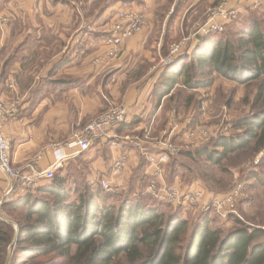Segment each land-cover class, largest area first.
Segmentation results:
<instances>
[{"label":"trees","instance_id":"16d2710c","mask_svg":"<svg viewBox=\"0 0 264 264\" xmlns=\"http://www.w3.org/2000/svg\"><path fill=\"white\" fill-rule=\"evenodd\" d=\"M114 1L132 0H96L94 7ZM183 2L177 0L169 22ZM217 33L200 36L189 52L162 67L153 92L159 102L177 87H208L212 75L201 78L208 74L257 83L259 106L235 121L236 134L215 138L211 148L178 151V156H204L219 166L248 147L255 153L264 149V24L252 17L227 36ZM81 156L74 160L83 165ZM75 161L66 166L74 167ZM71 167L59 168L51 179L0 204V264H264L263 228H250L235 216L230 229L213 225L209 212L217 213L208 208L191 219L177 209L167 213L157 206L168 203L161 198L152 196L158 204L143 202V193H132L130 185L126 193L94 189L73 179ZM140 175L144 182L150 178L143 171ZM259 180L264 184V177ZM10 253L17 254L11 262Z\"/></svg>","mask_w":264,"mask_h":264},{"label":"crops","instance_id":"0c3cea01","mask_svg":"<svg viewBox=\"0 0 264 264\" xmlns=\"http://www.w3.org/2000/svg\"><path fill=\"white\" fill-rule=\"evenodd\" d=\"M223 1L225 7H237L239 16L243 9V14L247 12L248 5L254 7L251 0H198L197 5H203L198 23ZM160 2L114 1L95 8L73 0H0V17L5 19L4 23L0 21L3 97L8 98L5 79L14 76L17 82V112L5 124L11 138L12 166L28 174L47 169L59 153L50 144L66 141L72 128L86 125L115 103L125 104L128 109L117 133L134 125H153L163 118L170 94L158 102L153 88L162 69L158 62L168 43L165 33L177 15L169 22L173 8L161 6ZM121 8L136 10L143 16L144 25L124 41L118 57L110 60L104 52L103 39ZM216 20L222 21L221 16ZM158 30L160 37H153ZM96 57H101L100 63H93ZM112 138L96 139L94 143H100L97 149L82 152L81 157L88 159L95 173L118 184L122 181L116 176L121 173L126 178L138 164L131 153H123L127 156L123 169L111 171L113 160L122 155ZM76 157L64 161L63 167ZM141 171L149 178L148 164ZM4 189L1 183L0 193Z\"/></svg>","mask_w":264,"mask_h":264},{"label":"rangeland","instance_id":"374dc122","mask_svg":"<svg viewBox=\"0 0 264 264\" xmlns=\"http://www.w3.org/2000/svg\"><path fill=\"white\" fill-rule=\"evenodd\" d=\"M81 1V4L85 6L98 5L96 0H86L85 2L84 0H73V3L79 4ZM197 1L198 0H186L185 3L179 7V12L177 11V16L175 15L176 18L172 28L165 33L168 43L166 53L162 56V59L168 56L169 48L172 44L184 42V45L176 56L177 58L179 55H183L187 51L189 52V50L195 46L192 47V45L195 42L197 43L200 35L192 36V34L197 25L201 23H198V21L203 15V5H201V3L197 5ZM176 2L177 0H171L170 3H166L165 0H161L160 3L161 6H170L172 9ZM230 7L237 8L229 6V4L226 8L228 9ZM236 10V16L238 17L235 16V20H233V18V21L229 22V24L227 23V25L225 24L223 30L216 34L218 37L231 34L232 31L236 30L237 27L243 25L247 19L252 17L258 18L264 24V0H259L254 7L248 5L246 9L247 12L243 14L245 10L243 9L241 16L238 15V8ZM160 35L161 32L158 30L154 32L153 37H160ZM38 65L42 66L41 63H38ZM165 65L167 64H163L161 60H159V68ZM9 73L10 72H8V75ZM211 75L212 82L208 87H201L192 91L177 87L174 91V95L166 100L164 107L166 114L157 123L153 125L145 124V126L134 125L130 126V128L127 127L126 130H122L119 133L115 132V137L112 139L118 144L120 153H128V155L131 153L135 162L138 164V168L133 167V170H131L129 174L130 176L128 175L126 178L119 173L116 177H119L118 181L122 182L118 184L112 182L113 191L111 192L126 193L125 191L130 185V187H132V193L137 190L143 193V202L158 204L159 201H156L152 195L146 192L148 181L144 182L138 178L141 177L140 170L147 165V160L145 159L146 154L157 153L160 150L159 147H161V144L158 145V143L161 141L162 131L165 129L169 131L174 126L175 128L173 131L168 133L165 137L166 140L170 139L177 147L176 154L170 157V161H173L165 165L164 178L166 184L179 186L184 191L199 187L209 195V198L219 197L230 191H236L233 213L221 216L209 212V215L214 217L213 225L223 224L225 229H230L234 225L232 216H235L241 219L250 228L260 227L264 229V184L259 180L264 177V162L261 159L264 155V149L255 153L251 147H248L228 155L219 166L212 165L204 156L194 159L178 156V151L193 150L202 146L211 148L215 138L219 136L229 137L236 134L238 130L233 127L235 121L250 114L259 106V104L255 103L257 83L241 84L233 80L222 78L217 74H208L201 78L206 81ZM5 80H3V82L1 81V83L3 84ZM4 91L6 95H8V98H10L11 93H7L6 87ZM0 92H3V90ZM119 104L122 103L119 102L112 105ZM170 121L171 123L173 122V125L169 128L168 123ZM84 126L72 128L69 136L82 129ZM117 129L118 126L115 128V131H117ZM190 129L194 130V133H196L198 129H206L208 131V137L201 140L187 139L186 135ZM162 141H164L163 138ZM98 144L100 143L96 144L92 142L87 151L91 148L92 150L97 149L95 146ZM102 150L103 154L105 150ZM87 151H84V153ZM103 158L106 160V157ZM79 161H81L83 165L75 161L73 163L74 167H71L72 165L64 166V169L67 170L68 167H71V171L74 175L73 179H77L80 183L85 181L94 189L99 188L100 174L95 173L91 169V166H88L87 158L82 159L81 157ZM75 166L78 167L77 169H80V175L79 172H75ZM1 194L2 193H0V196ZM163 202L164 201L159 202L157 206H161V209L165 212L168 213L169 211L177 209L179 213H182V216L188 217L189 219L195 218L201 212H207L206 208L202 205L176 206ZM14 229L17 230V227L14 226ZM260 242H264V238H261ZM16 256L17 254L14 253L11 255L10 253L9 261L11 262Z\"/></svg>","mask_w":264,"mask_h":264},{"label":"built area","instance_id":"2783aa9c","mask_svg":"<svg viewBox=\"0 0 264 264\" xmlns=\"http://www.w3.org/2000/svg\"><path fill=\"white\" fill-rule=\"evenodd\" d=\"M259 0H251L256 6ZM226 3H219L216 9L195 28L192 36L208 35L210 33L221 32L228 22L237 14L235 8H226ZM221 16L222 21L216 20V16ZM1 22H5L0 17ZM3 22V23H4ZM144 25L143 16L132 8H121L116 11L115 17L109 26L107 35L103 39L104 52L108 59L113 60L121 52L124 41L132 35L141 31ZM184 42L170 45L168 56L161 58L163 64H170L176 58ZM101 57L93 59V63H100ZM6 88L11 93L10 98H5L0 93V184H5V189L0 196V204L16 196L25 193L28 189L36 186L40 181L51 179L53 174L63 167V162L73 158L84 151H87L91 143L98 138L115 137V128L122 124L127 116V106L125 104L111 105L96 118L89 121L82 129L74 132L62 143H52L59 153L58 158L45 170H34L32 174L22 172L12 166L10 160L11 138L5 131V124L9 117H12L17 111V82L14 76L6 79ZM173 125L171 121L168 126ZM171 130H163L161 141L158 145L159 151L155 154H146L145 159L150 167L149 180L146 185V192L150 195L161 198L172 205H202L204 208L212 209L221 216H226L234 212L236 191H230L222 196L210 197L202 188L184 191L179 186L167 185L165 182V165L169 162L170 157L176 154L177 147L165 137ZM208 137L206 129H198L187 132L186 138L190 140H201ZM162 138L164 141H162ZM163 146V147H162ZM127 161V156L122 154L113 160L111 171L120 172ZM92 182V181H91ZM99 187L105 192L113 191L112 182L101 177Z\"/></svg>","mask_w":264,"mask_h":264}]
</instances>
